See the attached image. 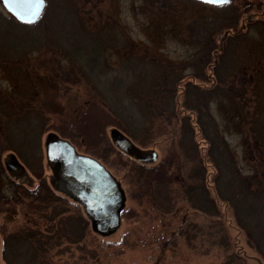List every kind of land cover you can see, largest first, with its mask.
Here are the masks:
<instances>
[{
  "label": "rangeland",
  "instance_id": "obj_1",
  "mask_svg": "<svg viewBox=\"0 0 264 264\" xmlns=\"http://www.w3.org/2000/svg\"><path fill=\"white\" fill-rule=\"evenodd\" d=\"M83 5L79 3L80 11L75 15L81 23L109 32L108 23L114 22L119 30L120 47L124 50L109 49L106 53L108 69H102L110 76H115L120 67L121 73L126 72L123 62L141 68L138 57L128 60L135 54L161 59L171 64L176 74L194 77L211 38L217 42L220 52L228 45L232 51L219 70L228 81L234 75L232 90H237L239 82L246 78L252 83L247 86L248 90L244 88L245 93L239 99L232 97L231 84L223 82L225 84L222 83L220 90L209 99L208 108H196L192 98L187 101L202 119L201 128H195L200 145L196 150L191 139L184 136L177 116L158 117L148 130L137 128L139 136L135 138L117 122L94 85L75 75L72 64L58 49L44 47L30 53V68L39 84L38 100L48 107L46 110L50 114L41 134V154L35 160V167L30 168L20 159L26 171L23 177L15 178L5 165L6 157L13 152L6 149L2 153L0 264H6L2 249L7 233L22 229L32 221L44 224L40 208L32 210L33 203L37 205V202H33L29 193L40 188L44 190L41 193L52 189V171L46 151L47 137L51 134L68 140L78 153L98 159L120 182L126 197L120 226L101 235L93 230L81 205L51 190L67 199L71 211L82 213L89 222V233L81 247L60 246L52 251L59 264H259L255 258L260 256L238 231L232 211L226 207L220 216H210L195 209L185 188L196 178L200 158L203 165L209 160L208 144L200 133H221L237 156L238 166L245 173L253 168L245 158V150L249 133H254L251 127L257 129L251 114L257 103L252 89L261 91L259 105L262 107L259 106L258 111L264 113V0H230L223 6L196 0H95L88 9ZM0 9L8 13L1 0ZM235 14H238L236 31H231L230 35L238 38L223 43L219 33L213 32L226 19L233 21ZM53 26L56 31L68 28L57 22H53ZM43 31L42 25L19 27L10 35L16 40L32 38L37 41L35 35ZM76 35L78 46L89 45L95 53L104 39L98 35L87 39ZM70 54L73 57L78 54L75 47L70 48ZM211 68L210 65L203 68L202 73L211 77ZM66 72L72 74V77L65 76L70 78L67 81L63 76ZM238 73L244 76L237 77ZM52 77L56 78L55 85H48L46 79ZM197 83L212 85L211 81L203 84L197 80ZM12 89V73L0 67V90L6 93ZM113 130L126 134L140 150H155L156 161L142 163L117 148L111 138ZM207 165L209 182L213 183L214 166ZM210 189L214 191V184ZM224 236L230 240V245L221 243ZM237 249L245 257H237L232 262L229 256Z\"/></svg>",
  "mask_w": 264,
  "mask_h": 264
},
{
  "label": "trees",
  "instance_id": "obj_2",
  "mask_svg": "<svg viewBox=\"0 0 264 264\" xmlns=\"http://www.w3.org/2000/svg\"><path fill=\"white\" fill-rule=\"evenodd\" d=\"M46 1L43 15L33 24L21 23L0 9V67L7 68L12 73L13 80V89L10 92L2 93L0 90V169H3L2 153L6 149L15 153L30 168L35 167V160L40 157L41 134L45 131L50 112L46 110L48 107L38 100L39 84L32 74L33 69L30 68L32 65L29 61L30 53L41 48L58 49L72 64L75 75L94 85L102 100L107 103L109 111L127 133L136 138L139 136L137 128L146 131L158 117L177 116L184 136L191 139L196 150L200 145L196 139L195 128H201L202 119L195 108L189 107L187 101L192 98L196 108H208L209 99L220 90L223 82L231 84L229 90L232 97L239 99L245 93L244 88L247 89L252 83L246 78L245 81L239 82L237 90H232L234 75L228 81L229 78L219 72L222 62L228 59L225 57L232 51L228 45L220 52L217 42L211 38L205 56L200 59L199 64L202 65L197 68L194 77L187 79L176 74L173 66L161 59H147L146 55L141 57L135 54H131L134 58L128 60L138 57L137 62L141 68L136 69L133 65L123 62L122 66L126 72L121 73L120 67L115 76H110L102 70L108 69L107 51L118 48L124 50V47H120L122 40L114 22L108 23L109 32H104L76 19L75 15L80 11L79 3H83L88 9L89 4L95 0ZM231 15H234V12ZM237 18L238 14H235L233 21L228 18L215 28L213 33H219L223 43L238 38L230 35L231 31H236ZM202 20L205 21L206 18L203 17ZM53 22L68 28L56 31ZM36 25L44 27L40 35H35L37 41L32 38L16 40L10 35L19 27ZM194 26L192 28H195ZM77 33L86 39L94 35L104 38L99 45V51H91L89 45L85 48L78 46ZM71 47H75L78 52L75 57L70 54ZM209 65L212 67L211 77L202 73L203 68ZM67 75L72 77L70 72L63 73L66 81L70 80L65 78ZM241 76L244 75H237L240 78ZM55 80V77L46 79L48 85H55ZM197 80L203 84L211 81L212 85L203 86L197 83ZM251 91L257 101L255 111L251 113L257 129L251 127L254 133H249L245 150V158L253 165L251 172L245 173L238 166L237 156L221 133H200L202 140L208 144L209 160L203 165L200 158L198 170L194 175L196 178L185 188V194L195 209L210 216H220L228 207L232 211L238 231L245 235L248 245L260 256L255 259L259 264H264V113L262 110L258 111L259 106L262 107L259 105L261 91ZM247 115L250 113L247 112ZM247 115L245 114L246 118ZM207 164L214 166L215 178L211 180L213 183L209 182ZM212 184L213 192L210 189ZM43 191L40 188L29 194L33 202H37V205L33 203L35 207L32 210L40 208L44 224L32 221L26 227L4 236L2 255L6 264H59L52 256L55 248H68L72 245L81 247L87 238V218L82 213L71 211L67 199L51 190L41 193ZM221 243L228 246L230 240L224 236L221 237ZM229 257L233 262L237 257H245V254L239 253L237 249L236 253Z\"/></svg>",
  "mask_w": 264,
  "mask_h": 264
},
{
  "label": "water",
  "instance_id": "obj_3",
  "mask_svg": "<svg viewBox=\"0 0 264 264\" xmlns=\"http://www.w3.org/2000/svg\"><path fill=\"white\" fill-rule=\"evenodd\" d=\"M203 3L205 0H197ZM230 0H227V4ZM6 11L19 22L32 24L43 14L47 1L39 17L32 23L21 21L16 12L27 10V0H11L9 6L1 0ZM214 6L224 4L207 3ZM111 138L117 148L142 163H153L157 159L155 150H140L134 142L119 130L111 132ZM46 151L49 166L53 169L60 185V192L68 193L71 198L80 203L85 214L91 221L94 231L107 235L115 231L121 224V212L126 197L120 182L98 159L79 154L75 146L68 140L61 139L54 134L47 137ZM8 170L15 178L25 174V167L15 154H10L6 162ZM71 188V190H70Z\"/></svg>",
  "mask_w": 264,
  "mask_h": 264
},
{
  "label": "snow or ice",
  "instance_id": "obj_4",
  "mask_svg": "<svg viewBox=\"0 0 264 264\" xmlns=\"http://www.w3.org/2000/svg\"><path fill=\"white\" fill-rule=\"evenodd\" d=\"M6 3L11 5V0H5ZM207 3L224 4L227 0H205ZM45 0H27V10L23 13L16 12L17 17L23 21L32 23L34 22L42 12Z\"/></svg>",
  "mask_w": 264,
  "mask_h": 264
},
{
  "label": "flooded vegetation",
  "instance_id": "obj_5",
  "mask_svg": "<svg viewBox=\"0 0 264 264\" xmlns=\"http://www.w3.org/2000/svg\"><path fill=\"white\" fill-rule=\"evenodd\" d=\"M50 169H51V171H52V174H51V176H50V184H51V187H52V189L51 190H53L56 194H66L69 198L71 197L68 193H65V192H60L58 189H57V187L58 188H60V183H59V181H58V179H57V177H56V175H55V173H54V171H53V169L51 168V166H50ZM70 190H71V188H70ZM76 202V201H75ZM77 203V202H76ZM79 205H81L80 203H78ZM82 206V205H81ZM82 208H83V206H82ZM83 211H84V209H83ZM85 212V211H84Z\"/></svg>",
  "mask_w": 264,
  "mask_h": 264
}]
</instances>
